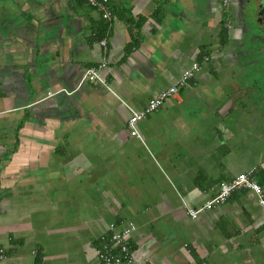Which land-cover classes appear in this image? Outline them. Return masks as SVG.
Masks as SVG:
<instances>
[{"label": "crops", "instance_id": "1", "mask_svg": "<svg viewBox=\"0 0 264 264\" xmlns=\"http://www.w3.org/2000/svg\"><path fill=\"white\" fill-rule=\"evenodd\" d=\"M108 7L110 20L88 0H0V264H99L109 225L130 221L134 264H264L252 191L185 210L253 167L264 187V118L249 130L223 94L220 16L199 0ZM195 61L197 78L133 136L132 112ZM92 68L105 82L83 81Z\"/></svg>", "mask_w": 264, "mask_h": 264}, {"label": "built area", "instance_id": "2", "mask_svg": "<svg viewBox=\"0 0 264 264\" xmlns=\"http://www.w3.org/2000/svg\"><path fill=\"white\" fill-rule=\"evenodd\" d=\"M89 4L98 9L104 19L110 20L113 16L112 11L108 7V0H88ZM230 0H224V4L227 5ZM106 42H102L104 45ZM210 55L203 57L204 62H209ZM106 67L103 64L101 68ZM202 71V65L195 61L190 64L181 73L178 81L167 89H164L155 98L149 101L147 106L137 112H132V115L128 122L132 135L136 138H141V134L138 130L139 122L147 119L151 114L158 111L164 106L167 100L178 97L182 90H184L192 79ZM83 81H99L105 82V79L101 75L100 68L88 69L83 77ZM256 167L251 168L248 171L242 172L233 177L230 181L221 182L218 184L217 193L207 200L204 204L199 206H191L185 204V210L189 217L192 219H198L200 214L206 210H211L216 207L225 204L230 196L239 190L252 191L259 200L260 206L264 210V187L261 186L255 179ZM137 225L130 222L112 223L109 225V234L102 237L100 244L97 246V259L99 264H134L136 257L134 249L131 244V237L136 233ZM6 257L4 249H0V262Z\"/></svg>", "mask_w": 264, "mask_h": 264}, {"label": "flooded vegetation", "instance_id": "3", "mask_svg": "<svg viewBox=\"0 0 264 264\" xmlns=\"http://www.w3.org/2000/svg\"><path fill=\"white\" fill-rule=\"evenodd\" d=\"M199 2H205L220 16V31L228 32L222 48L225 63L220 60L219 65L226 69L229 80H225L237 94L243 114L254 109L253 114L263 119L264 97L258 99L255 95L264 93V0H230L227 5L224 0ZM227 11L231 18L225 20L223 13Z\"/></svg>", "mask_w": 264, "mask_h": 264}, {"label": "rangeland", "instance_id": "4", "mask_svg": "<svg viewBox=\"0 0 264 264\" xmlns=\"http://www.w3.org/2000/svg\"><path fill=\"white\" fill-rule=\"evenodd\" d=\"M225 15V20H227L228 19V17L229 18H231V12L229 13L228 11L227 12H225V14L223 13V16ZM222 52V51H221ZM223 58V57H222ZM225 59V58H224ZM223 61V59L221 60V62ZM264 65V64H263ZM217 66H218V64H217ZM216 66V67H217ZM220 74V78H221V81H223L224 79H228V77H224V78H222L223 76H222V74L223 73H219ZM229 80V79H228ZM244 80V79H243ZM243 80H242V82H243ZM224 81H226V80H224ZM223 81V84H224V86H223V94H224V96L225 97H227V98H232L233 97V94H234V97L236 98V96H237V94L236 93H233L234 92V90H233V88L231 87V85H230V83H225ZM222 87V86H221ZM262 97H264V93L262 92V93H260V94H256L255 95V98H258V99H261ZM244 98H242V100H243ZM237 112V111H236ZM239 112V111H238ZM235 113V110L233 111V114ZM240 113H243V111H240ZM247 113H248V119L249 120H247V122H249V125H248V129L249 130H252V129H258V128H260L261 127V125H262V120H261V116H256V115H254L255 113H256V111L253 109V110H251V109H249V112L247 111ZM254 113V114H253ZM235 116H238L237 114H234ZM235 116H233L232 115V117H235ZM254 118L256 119L255 121H254ZM253 122H256L257 123V125L259 126H257V125H252L253 124ZM231 128L234 130L235 129V126H234V124H233V122L231 121ZM133 222V221H132Z\"/></svg>", "mask_w": 264, "mask_h": 264}, {"label": "trees", "instance_id": "5", "mask_svg": "<svg viewBox=\"0 0 264 264\" xmlns=\"http://www.w3.org/2000/svg\"><path fill=\"white\" fill-rule=\"evenodd\" d=\"M220 39H221V42L223 43V45H225L228 41V32L227 30H221L220 31Z\"/></svg>", "mask_w": 264, "mask_h": 264}, {"label": "water", "instance_id": "6", "mask_svg": "<svg viewBox=\"0 0 264 264\" xmlns=\"http://www.w3.org/2000/svg\"><path fill=\"white\" fill-rule=\"evenodd\" d=\"M65 17V14L64 13H59L58 16H57V21H59V23L61 22V20ZM61 26L63 25L62 23H60Z\"/></svg>", "mask_w": 264, "mask_h": 264}]
</instances>
